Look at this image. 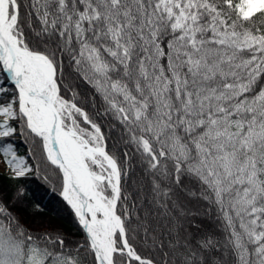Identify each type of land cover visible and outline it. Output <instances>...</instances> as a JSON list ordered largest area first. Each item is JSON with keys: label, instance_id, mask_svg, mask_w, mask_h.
Here are the masks:
<instances>
[{"label": "snow or ice", "instance_id": "snow-or-ice-1", "mask_svg": "<svg viewBox=\"0 0 264 264\" xmlns=\"http://www.w3.org/2000/svg\"><path fill=\"white\" fill-rule=\"evenodd\" d=\"M0 264H264V0H0Z\"/></svg>", "mask_w": 264, "mask_h": 264}, {"label": "trees", "instance_id": "trees-1", "mask_svg": "<svg viewBox=\"0 0 264 264\" xmlns=\"http://www.w3.org/2000/svg\"><path fill=\"white\" fill-rule=\"evenodd\" d=\"M20 155L28 151V145L22 140L15 142ZM41 178H31L23 181L25 186L24 200L28 211L26 212L29 221L34 218L48 222L55 226L62 227L66 232H74L73 218L70 209L62 201L58 191H54L51 184H46ZM35 213V216L32 213Z\"/></svg>", "mask_w": 264, "mask_h": 264}]
</instances>
